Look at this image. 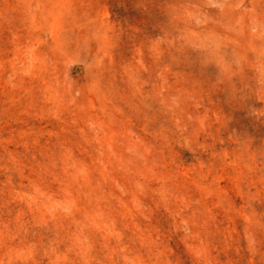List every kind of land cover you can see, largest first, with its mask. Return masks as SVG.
<instances>
[{
    "label": "rangeland",
    "instance_id": "1",
    "mask_svg": "<svg viewBox=\"0 0 264 264\" xmlns=\"http://www.w3.org/2000/svg\"><path fill=\"white\" fill-rule=\"evenodd\" d=\"M0 264H264V0H0Z\"/></svg>",
    "mask_w": 264,
    "mask_h": 264
}]
</instances>
